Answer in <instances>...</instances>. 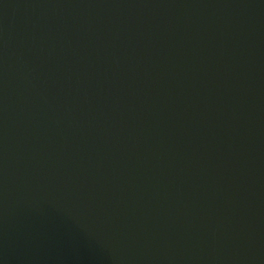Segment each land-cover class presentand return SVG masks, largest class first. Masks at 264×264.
Listing matches in <instances>:
<instances>
[{"label": "water", "instance_id": "95a60500", "mask_svg": "<svg viewBox=\"0 0 264 264\" xmlns=\"http://www.w3.org/2000/svg\"><path fill=\"white\" fill-rule=\"evenodd\" d=\"M0 264H264V0H0Z\"/></svg>", "mask_w": 264, "mask_h": 264}]
</instances>
